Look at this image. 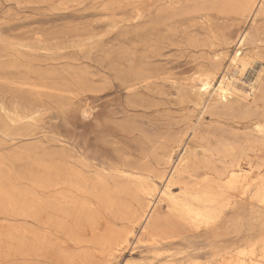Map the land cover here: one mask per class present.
<instances>
[{
  "label": "rangeland",
  "instance_id": "rangeland-1",
  "mask_svg": "<svg viewBox=\"0 0 264 264\" xmlns=\"http://www.w3.org/2000/svg\"><path fill=\"white\" fill-rule=\"evenodd\" d=\"M205 74L212 84L201 98L195 82ZM230 77L233 93L220 99L216 87ZM147 137L161 164L138 174L169 218L155 236L142 231L146 219L112 216L78 190L59 189L91 222L52 212L44 224L13 208L51 198L36 190L40 170L54 176L61 162L96 178L135 161ZM243 152L264 169V0H0V264H219L240 249L246 262L263 259L264 185L234 192L197 227L170 214L162 195L167 185L181 192L168 181L179 159L212 174ZM195 173L199 183L207 175ZM115 199L140 213L132 196ZM105 227L129 231L128 243L115 252L96 243ZM38 247L52 255L24 254Z\"/></svg>",
  "mask_w": 264,
  "mask_h": 264
},
{
  "label": "bare ground",
  "instance_id": "bare-ground-1",
  "mask_svg": "<svg viewBox=\"0 0 264 264\" xmlns=\"http://www.w3.org/2000/svg\"><path fill=\"white\" fill-rule=\"evenodd\" d=\"M241 38L245 39V34L241 36ZM234 61L237 63V67L239 69L244 68L245 62L242 59H234ZM213 64H211V66ZM231 81L232 77L223 78L219 81L216 87V94L220 99L225 100L227 96L232 95L233 91ZM211 84L212 83H210V75H203L195 82V89L197 94L201 96V98L202 96L205 97V95L210 94ZM67 85L68 84H66V86ZM249 85L253 87V83H249ZM254 128L260 129V126L257 124ZM145 142H149V145L145 144ZM150 143L151 141L147 137L143 141V146H140V150L136 155L137 158L135 161L128 162L126 160H121L120 164L111 165V168L114 170L113 172L106 171L104 173H99L96 178L85 176L70 166L67 168H62L63 164L61 162L57 163L53 167L54 176H50V172L40 170L37 178L35 179L36 190L40 194L47 195L51 198L49 200L38 199L30 204L12 203L13 208L17 206L15 209L18 211V214L25 217H32L38 222L44 224L52 223V212L63 213L68 216H70L74 212H77L79 213V219L77 222H91V219L87 218L88 216L86 217L85 215H82V209L79 208L80 206L77 204L75 195H71L70 193L64 194L59 189H65L70 192L78 190L88 193L91 199H94L95 202L103 209L108 210L112 214V216H119L120 218L129 220L136 218L146 219L142 231L144 233L155 236L156 230H154L153 226H155L159 221L167 220L169 218L167 216L164 217V215L163 217L159 215V213L157 212L158 210L155 208V203L148 197L154 190V187L151 186L148 181H146L142 176L138 174L139 171L155 173L154 170L158 169V166L161 164L159 159L154 160L151 158L150 154H152L153 150L149 147ZM151 145V147H154V143H152ZM204 151L208 152L207 149H205ZM239 159L245 160L247 168H244L241 165L238 157H231L230 160L221 159L220 161L223 162V169L220 172L215 171V173L213 172L212 174H208V170L210 169L208 165H206L205 163L201 164L202 169L207 173V175L202 178L201 183H199L200 180L194 179L198 177L195 172L197 171V168L201 166H192L189 165L187 161L185 162L183 161V159H179V161L174 165L172 173L168 175V181L170 182V180L172 179L179 180L181 185L180 194H174L168 185L166 190L162 192V195L167 202L168 212L174 215L178 221L183 222L190 227H197L200 225H204L209 220H213L222 208H226L231 202L232 194L234 192L244 194V192L248 189L253 192L255 185H257L258 189L263 187L264 169L259 168L260 162L258 161V156H256V154L254 153L249 154L243 152ZM163 163H167V161ZM254 167H256L258 171L257 178H252L250 176V172ZM127 170H131L132 172H128ZM261 172H263V174ZM165 173V171H161L162 176L165 175ZM56 193L61 194V197L57 196ZM119 193H126L132 196L133 200L138 204V206H140V213L138 212V209L136 207L118 203L115 199V195ZM106 217L108 218V216ZM170 224L171 223H169V225ZM164 226L167 225L164 224ZM129 233L130 232L126 230L123 232H119L110 227H105L101 230V238L99 239V241L97 240L96 243L107 247L111 252H115L128 243L130 236ZM80 240L86 241L87 238L84 235ZM22 245L23 248H28L29 246L26 243ZM39 253L48 256L52 255L51 251L44 250L41 247H38L37 250L33 253H30V250H27V252H25L24 254L38 255ZM243 253L244 250H237L235 251L236 256H233L234 254H229L228 256L224 257L219 264H264V257L263 259H251L250 261L246 262V260L238 257V254ZM60 256L64 258L69 257L68 254L67 256ZM82 262L86 263L87 261L82 260Z\"/></svg>",
  "mask_w": 264,
  "mask_h": 264
}]
</instances>
